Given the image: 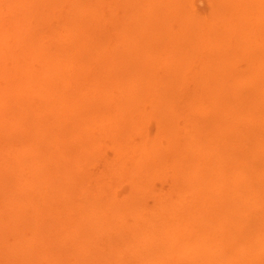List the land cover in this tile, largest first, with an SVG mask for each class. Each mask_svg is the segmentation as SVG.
<instances>
[{
    "label": "bare ground",
    "instance_id": "6f19581e",
    "mask_svg": "<svg viewBox=\"0 0 264 264\" xmlns=\"http://www.w3.org/2000/svg\"><path fill=\"white\" fill-rule=\"evenodd\" d=\"M203 2L0 0L2 264H264V0Z\"/></svg>",
    "mask_w": 264,
    "mask_h": 264
},
{
    "label": "rangeland",
    "instance_id": "374dc122",
    "mask_svg": "<svg viewBox=\"0 0 264 264\" xmlns=\"http://www.w3.org/2000/svg\"><path fill=\"white\" fill-rule=\"evenodd\" d=\"M197 1H198V2H197ZM196 2H197V3H196ZM195 4H196L197 7L199 6L200 8H202V9H200V10H205V3L203 2V0H200V1H199V0H195ZM200 5H201V6H200ZM106 148H107V149H106ZM109 148H110V145H107V144H106V146L102 149V151H103V152L106 151L105 153H107V151H108V153L111 154V152H112V151H111L112 147H111L110 149H109ZM86 162H87V161H86ZM86 162H85V163H86ZM89 164H90V163H89ZM89 164L87 163L88 166H87L86 164H84V165H86V166H85L86 168H89V166H90V168H92V166L89 165ZM93 168H94V166H93ZM167 172H168V171L165 170L164 172L160 173V175L156 176V177L151 181V183L149 184V185H150V192H151V186H152V184H153V185L155 184L154 186H152V188H153L154 190H153V192H151V193L149 192V194H150L149 196H150V197H148L147 194H146L147 196H144L145 198L148 197L149 199H148V198L145 199V198L143 197L144 200H145V201H144V200L142 199L144 203H146V201H148L146 204H150V203L153 201L152 197H154V194L158 191V189H159V190H163V189L165 190V189H167L168 186H170L169 183H170V180H171V179L168 177V173H167ZM166 173H167V174H166ZM162 174H163V175H162ZM166 175H167V176H166ZM165 176H166V177H165ZM156 178H157V179H156ZM160 178H161V179H160ZM161 183H162V184H161ZM166 184H167V186H166ZM161 185H162L163 189H162ZM155 186H156V187H155ZM155 188H157V189H155ZM156 190H157V191H156ZM164 190H163V191H164ZM155 191H156V192H155ZM161 192H162V191H161ZM162 193H163V192H162ZM142 196H143V195H142ZM151 196H152V197H151ZM147 199H148V200H147ZM100 236H101V235H100ZM4 251H5V250H4ZM4 251H3V248L0 247V264H2L1 258L5 256V252H4ZM3 254H4V255H3ZM86 264H93V263H90V262H89V263H86Z\"/></svg>",
    "mask_w": 264,
    "mask_h": 264
}]
</instances>
